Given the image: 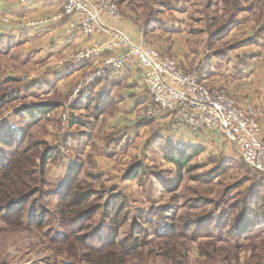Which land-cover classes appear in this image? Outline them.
I'll list each match as a JSON object with an SVG mask.
<instances>
[{
	"label": "rangeland",
	"instance_id": "1",
	"mask_svg": "<svg viewBox=\"0 0 264 264\" xmlns=\"http://www.w3.org/2000/svg\"><path fill=\"white\" fill-rule=\"evenodd\" d=\"M113 2L135 25L130 37L174 59L210 89L223 88L212 64L218 69L227 56L247 57L252 46L264 50V0ZM1 43L0 264H85L51 241L68 233L55 219L69 185L76 202L85 200L78 211L95 209L86 222L76 217V225H83L79 236L97 238L109 233L106 226H119L116 242L141 246V258L129 264H264V180L233 145L218 135L186 131L194 142H172L173 149L200 153L180 172L163 157L171 141L157 137L154 121L138 114L151 100L143 82L138 94L145 100L129 112L111 96L102 106L94 95L86 107L67 110L61 105L78 79L48 66L50 56H40L28 42L8 48ZM68 57L58 56L62 68L72 66L64 63ZM49 106L54 109L47 111ZM17 140L21 144L12 143ZM51 149L57 156L39 175L40 158ZM131 170H138L136 179L125 178ZM17 190L24 194L15 196ZM73 211L63 225L74 219ZM39 215L44 228L37 227Z\"/></svg>",
	"mask_w": 264,
	"mask_h": 264
},
{
	"label": "built area",
	"instance_id": "2",
	"mask_svg": "<svg viewBox=\"0 0 264 264\" xmlns=\"http://www.w3.org/2000/svg\"><path fill=\"white\" fill-rule=\"evenodd\" d=\"M34 0H19L29 6ZM61 12L52 18L18 24L24 34L66 20L68 36L79 33L88 44L65 59V64L88 63L72 94L61 106L71 108L80 95L110 74L136 67L150 97L141 107L142 119L154 121L153 130L182 128L193 134L221 136L233 145L243 163L264 180V127L256 108L241 104L226 90L210 89L174 59L133 39L114 23L123 21L113 0H55ZM29 78L28 80H31ZM69 117L64 115L66 127Z\"/></svg>",
	"mask_w": 264,
	"mask_h": 264
},
{
	"label": "crops",
	"instance_id": "3",
	"mask_svg": "<svg viewBox=\"0 0 264 264\" xmlns=\"http://www.w3.org/2000/svg\"><path fill=\"white\" fill-rule=\"evenodd\" d=\"M60 10L61 7L55 0H34L29 6L20 5L19 0H0V42H2L1 45H4V48L15 47L28 42L27 44L30 47L34 46L36 52H40V56H50L48 66L57 67L59 68L58 71L60 70V73L64 74L66 78L77 80L90 65L82 63L62 68L57 58L60 56L62 60L63 57L70 56L73 52L85 47L88 41L79 33H74L71 36L66 35L65 19L43 28L30 30L24 34L19 33L16 28L18 26L16 23L29 19L50 17ZM114 26L126 34H135V25L132 22L123 20L114 23ZM249 31L246 30V33ZM257 47L252 46V48H249L252 53L248 54L247 57L238 58L234 55L221 59L223 64L220 65L221 68L217 69L212 64L211 71L218 86L223 87L222 89L236 98L239 103L243 105L251 104L256 108L264 127V55H262L264 50L255 49ZM143 89L140 72L136 67H127L121 72L110 74L105 80L90 87L88 95L92 94L99 98L111 96L116 99L114 103L121 106L120 110H124L126 113L145 100V98L142 100L138 94ZM116 115L122 116L123 114L119 112ZM121 123L123 122L121 121ZM117 125L119 126V124ZM186 131L182 128L161 130L157 137L164 139V141L168 139L171 141L170 143H180L182 141L191 144L194 139L187 138ZM189 136L191 137V135ZM211 136L217 139L215 135Z\"/></svg>",
	"mask_w": 264,
	"mask_h": 264
},
{
	"label": "trees",
	"instance_id": "4",
	"mask_svg": "<svg viewBox=\"0 0 264 264\" xmlns=\"http://www.w3.org/2000/svg\"><path fill=\"white\" fill-rule=\"evenodd\" d=\"M88 91L83 92L80 95V98L76 101V103L73 105L72 110H80L78 108L82 106L86 107L89 103V100H92V94L88 95ZM95 98V97H94ZM97 101H99L100 105H107L108 100L106 98H99L96 97ZM54 109L53 107H48L47 111H50ZM30 111V109H28ZM32 110V109H31ZM35 110H32L33 112ZM45 111V112H47ZM43 112V114H45ZM74 124V123H73ZM11 135V134H10ZM14 133L12 134V136ZM11 137V136H10ZM15 145L21 144V140L13 141L12 142ZM169 150L165 151L163 153V157L166 159V161L172 163L177 169L181 172L182 169L186 168L191 161L196 158L200 151L199 148H193L190 153L187 152V149H181L178 150L173 149V144L170 142L168 143ZM172 147V149H171ZM26 155V154H24ZM57 156V153L55 149L47 150L46 153L43 154V156L40 158V164H39V175L44 174V168L50 159ZM7 167V166H6ZM71 169V168H70ZM190 170V168H189ZM138 177V170H135L134 172L131 170L128 172V174L125 176L127 179H136ZM14 191L13 194L16 193L15 196L21 197L24 193L22 190ZM66 192L62 193L60 196L59 204H58V217L56 220H58V224L60 226H66L65 229H68V233L62 236L61 239L53 238L51 241L54 244L55 248H63V252L70 256L75 258L78 262H83L85 264H129L131 260L135 259L136 257L140 256L141 254L139 252V249L141 246L137 243L129 244L130 240H127L126 242H116V238L118 236V230L119 226H106L105 230L109 233L104 235L103 233H100L97 238L86 236L81 237L79 234L83 231V225H76V222H86L89 220V216L92 217L95 213V209H90L86 211H78L80 210L81 204L83 205L85 200L79 199L77 202L75 201L71 194L73 192V188L71 185H69L66 189ZM12 194V193H11ZM24 200V198H23ZM7 201V200H6ZM5 202V201H4ZM14 203L11 202L9 205H12ZM72 210L77 211L74 215V219L71 218L70 223L67 225H63L64 221L67 220L69 217H64L65 214H71ZM114 210V209H113ZM73 211V213H74ZM123 208H119L116 210V216L119 217V215L122 213ZM23 208L20 206L15 209V213H22ZM77 217V221L75 222ZM45 217L42 215H39V217L36 220V224L38 228H44L47 223L44 222ZM54 217H50L49 221H53ZM112 223L115 224V221L117 219H111ZM75 222V224H74ZM96 239L95 242H92V240ZM87 241V243H85ZM167 245V244H166ZM138 251V253H137Z\"/></svg>",
	"mask_w": 264,
	"mask_h": 264
}]
</instances>
